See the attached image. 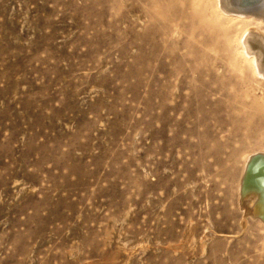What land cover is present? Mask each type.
I'll list each match as a JSON object with an SVG mask.
<instances>
[{
	"label": "rangeland",
	"instance_id": "374dc122",
	"mask_svg": "<svg viewBox=\"0 0 264 264\" xmlns=\"http://www.w3.org/2000/svg\"><path fill=\"white\" fill-rule=\"evenodd\" d=\"M139 3L0 0V264H264L263 227H242L237 207L264 127L229 126L221 110L225 125L211 114L204 131L162 113ZM210 54L232 74L222 84L240 77L237 48ZM244 76L238 100L264 104V83ZM161 116L194 129L178 135L192 153L165 143Z\"/></svg>",
	"mask_w": 264,
	"mask_h": 264
},
{
	"label": "bare ground",
	"instance_id": "6f19581e",
	"mask_svg": "<svg viewBox=\"0 0 264 264\" xmlns=\"http://www.w3.org/2000/svg\"><path fill=\"white\" fill-rule=\"evenodd\" d=\"M141 1L145 4L142 6L139 3V6L144 10L148 22H151L143 35L147 36L146 42L152 43L155 50L153 60L157 61L156 67L148 66V72L151 73L148 83L156 84L157 87H147V91L151 96L158 97L160 111L167 114L182 109L184 116L198 122L204 131L208 128L206 118L211 114L215 116L217 125H225L222 117H219L221 110L227 116L225 122L229 126H243L258 131L263 128L264 104H259L256 99L246 101L250 93L246 94L245 100H238V94L250 92L249 89L241 90L246 85L245 79L241 77L243 75L250 74L255 82L264 83V0ZM229 19L243 23L238 32L224 23ZM130 20V31L135 33V22L132 18ZM179 31L184 39L177 42L172 36ZM231 36H235L234 43ZM131 43L134 44V41ZM179 45L185 49L182 54L176 52ZM232 45L237 48L245 64L240 77L226 87L222 82L230 81L232 74L228 73L226 62L212 59L210 53L213 49L218 52L236 49ZM154 70L156 75L152 74ZM260 90L264 91L263 88ZM251 91L254 93L255 90ZM219 96L225 101L222 102ZM161 121L163 127L167 126L165 143L169 146H185L192 153L195 147L189 143L190 140L179 139L178 135L185 133L193 136L194 129H184L176 121V129L171 131L166 116H161ZM261 138L264 139V135ZM199 142L201 146H206L203 142L207 140L200 139ZM237 194L242 227L246 224L247 216L256 219L264 230V149L245 157L237 183Z\"/></svg>",
	"mask_w": 264,
	"mask_h": 264
},
{
	"label": "water",
	"instance_id": "95a60500",
	"mask_svg": "<svg viewBox=\"0 0 264 264\" xmlns=\"http://www.w3.org/2000/svg\"><path fill=\"white\" fill-rule=\"evenodd\" d=\"M254 4V3H253Z\"/></svg>",
	"mask_w": 264,
	"mask_h": 264
}]
</instances>
